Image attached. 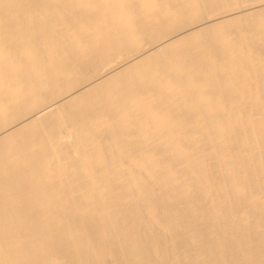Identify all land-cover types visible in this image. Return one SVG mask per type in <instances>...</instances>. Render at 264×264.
Segmentation results:
<instances>
[{
    "label": "bare ground",
    "instance_id": "1",
    "mask_svg": "<svg viewBox=\"0 0 264 264\" xmlns=\"http://www.w3.org/2000/svg\"><path fill=\"white\" fill-rule=\"evenodd\" d=\"M0 264H264V0H0Z\"/></svg>",
    "mask_w": 264,
    "mask_h": 264
}]
</instances>
